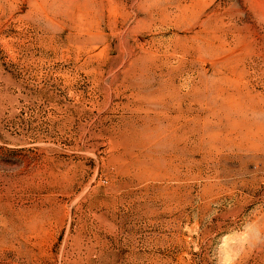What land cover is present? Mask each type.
I'll use <instances>...</instances> for the list:
<instances>
[{
	"label": "rangeland",
	"instance_id": "obj_1",
	"mask_svg": "<svg viewBox=\"0 0 264 264\" xmlns=\"http://www.w3.org/2000/svg\"><path fill=\"white\" fill-rule=\"evenodd\" d=\"M0 264H264V0H0Z\"/></svg>",
	"mask_w": 264,
	"mask_h": 264
}]
</instances>
